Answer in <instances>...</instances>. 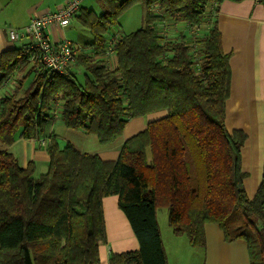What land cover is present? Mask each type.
<instances>
[{"label":"trees","instance_id":"trees-1","mask_svg":"<svg viewBox=\"0 0 264 264\" xmlns=\"http://www.w3.org/2000/svg\"><path fill=\"white\" fill-rule=\"evenodd\" d=\"M140 1L100 0L99 15L79 6L74 18L92 35L72 66L83 70V82L74 70L49 74L22 49L1 53L0 87L23 73L16 90L0 97L3 146L43 135L56 108L65 127L94 134L102 145L116 140L131 118L166 115L125 140L114 161L69 142L60 147L50 133L47 169L38 177L32 161L22 167L0 149V264L97 263L108 195H117L139 243L137 250L112 253L109 264H165L159 208L191 246H202L204 224L216 223L226 241L246 242L250 264H264V165L248 198L240 157L245 135L224 124L230 70L217 27L194 39L196 50L185 35L166 39L158 29L167 17L197 28L213 15L208 0H143L142 27L109 32ZM110 41L112 69L104 60Z\"/></svg>","mask_w":264,"mask_h":264},{"label":"crops","instance_id":"crops-1","mask_svg":"<svg viewBox=\"0 0 264 264\" xmlns=\"http://www.w3.org/2000/svg\"><path fill=\"white\" fill-rule=\"evenodd\" d=\"M64 1L0 0V55L7 50L22 49L28 42L26 38L11 40L8 36L10 28H21L31 17L53 11ZM207 13L213 14V17L210 16L203 21L197 27L195 35H191L189 25L168 17L158 24V29L166 39H176L181 34L185 35L187 43L192 44L193 50H196L198 47L194 39L206 34L213 23L216 25L222 52L228 55L230 70L224 124L228 132L239 130L245 135L240 149L241 171L245 174L242 182L246 195L252 198L260 185L264 165V0H221L214 12L207 10ZM63 28L52 27L49 30L50 38L52 40L62 38L59 35ZM104 60L110 69L116 66L114 54L104 57ZM74 68L71 67L69 70L72 71ZM11 80L12 76L0 90H5V93L11 90L14 92ZM57 110L58 108L46 129L45 136L16 138L8 146L0 144V149L11 153L20 166L25 167L32 161L35 167L34 177H38L47 169L49 158L46 146L49 142L48 135L54 134V127L57 121H60ZM165 115V110H159L131 118L122 134L113 142L104 145L99 143L94 134L85 133L80 129L65 127L63 132L67 142L81 153L97 154L102 160L114 161L125 140L143 130L148 122ZM41 139H45L46 144H41ZM159 209L156 211V221L165 264H250L247 244L243 239L226 241L219 226L209 222L204 224V244L191 246L185 235L172 231L166 208L162 222L158 220ZM102 210L106 238L98 246L99 259L95 264H109L112 253L139 248L138 240L118 206L117 195L103 197Z\"/></svg>","mask_w":264,"mask_h":264},{"label":"built area","instance_id":"built-area-1","mask_svg":"<svg viewBox=\"0 0 264 264\" xmlns=\"http://www.w3.org/2000/svg\"><path fill=\"white\" fill-rule=\"evenodd\" d=\"M80 2L81 0H65L55 10L46 11L40 15L31 17L25 26L21 28H10L8 30V36L11 40L26 38L28 42L23 45L22 51L24 53H30V59L38 58L42 67L49 74H65L74 64L78 48L64 37L58 40H52L49 35V30L55 26L60 28L66 27L74 19ZM218 4L219 0H208L206 10H212L214 12ZM109 43L105 57L113 54L111 41ZM40 143L46 144V140L41 139Z\"/></svg>","mask_w":264,"mask_h":264},{"label":"rangeland","instance_id":"rangeland-1","mask_svg":"<svg viewBox=\"0 0 264 264\" xmlns=\"http://www.w3.org/2000/svg\"><path fill=\"white\" fill-rule=\"evenodd\" d=\"M80 5L82 7L91 9L95 14L99 15L103 12V6L101 5L100 0H81ZM144 13H145V5L144 1H140L135 3L131 7H129L118 19L117 23L113 25L109 32H115L118 30L119 33H129L135 31L143 26L144 23ZM196 29L191 27L189 29L191 31V35H195ZM188 30V31H189ZM60 37H64L73 42L74 46L78 48L79 51L85 49V46L89 44L92 40V35L90 30L81 25L77 19H72L71 22L61 30ZM192 37V36H191ZM74 74L79 82H83V70L80 67H75ZM23 73L15 72L12 75L11 84L14 87V91L19 85V80L22 77ZM29 82V78L24 81L23 85H27ZM13 91H9V93H5V90H0V97L4 95L12 94ZM59 120V119H58ZM130 120V119H129ZM128 120V121H129ZM65 126L60 121H57V124L54 127V135L57 138V142L60 147H63L66 142V136H64ZM41 136H45V133ZM163 213H166L165 208H161L158 210V220L162 222Z\"/></svg>","mask_w":264,"mask_h":264}]
</instances>
